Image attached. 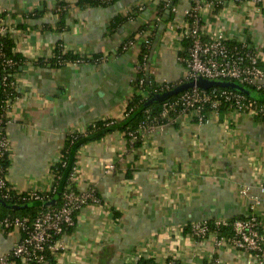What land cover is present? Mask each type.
I'll list each match as a JSON object with an SVG mask.
<instances>
[{
	"label": "crops",
	"instance_id": "1",
	"mask_svg": "<svg viewBox=\"0 0 264 264\" xmlns=\"http://www.w3.org/2000/svg\"><path fill=\"white\" fill-rule=\"evenodd\" d=\"M195 1L177 0L172 6L173 0H115L91 6L77 0H0L13 51L23 57L13 73L6 125L12 189L48 191L52 165L60 160L69 132L86 134L97 120L119 122L134 94H147L135 83L138 71L155 83L182 78L187 48L179 25ZM201 4L205 38L220 31L231 42L262 50L264 87V3L223 0L212 10ZM59 44L83 59L49 66L44 60ZM143 46L148 52L140 59ZM254 91L264 105V92ZM141 141L134 146L114 129L74 152L71 185L81 193L93 188L99 202L83 205L74 225L54 241L55 264H141L145 259L161 264L171 257L180 264H258L252 253L228 242L216 246L211 235L193 238L189 227L195 221L243 217L257 198L264 235L259 190L264 122L236 110L209 112L201 123L176 116ZM108 164L115 167L106 172ZM245 187L251 197L241 194ZM55 195L41 206L55 204ZM20 237L17 228H0V253Z\"/></svg>",
	"mask_w": 264,
	"mask_h": 264
},
{
	"label": "built area",
	"instance_id": "2",
	"mask_svg": "<svg viewBox=\"0 0 264 264\" xmlns=\"http://www.w3.org/2000/svg\"><path fill=\"white\" fill-rule=\"evenodd\" d=\"M204 2L207 9L212 10L223 0H196L190 8L183 11V21L179 25L181 40H188L187 52L183 58L184 74L182 78L175 82L161 81L155 83L154 91L167 90L183 81H192L199 78L208 80L233 79L240 84L246 85L254 90H262L263 71L259 64L262 59V50L253 44L246 42H228L226 36L217 31L209 38H205L201 31L202 4ZM236 2L251 1L256 4H263L264 0H233ZM172 10L175 11L173 8ZM8 33L6 18L0 14V44L4 36ZM146 43L148 40L145 41ZM0 62L3 67V76L0 79L4 89L14 85V80L9 81L8 66L14 64L12 58H6L0 47ZM151 84V81L140 79L138 88L147 91L143 87L144 82ZM245 93L232 89H210L205 90L194 85L176 95L162 100L159 108L153 114H148L134 131H128L127 137L135 140L141 139L146 133L163 125V120L169 119L170 115L190 116L197 122L206 120L204 110L209 108L217 113L222 102L227 103L229 111H247L252 114L257 113V109L263 110V106L257 108ZM254 100V99H253ZM10 101L5 100L0 112V158L10 156V146L6 136V125L10 121ZM60 160L53 163L52 168L59 164ZM113 164L106 166V172L114 169ZM52 169V171H53ZM69 176L65 189L60 192L61 203L58 206L47 207L38 211L33 218L28 216H6L0 218V228H17L21 237L12 249L6 253H0V264H41L44 261L46 249H51L54 241L75 222V213L88 202H99L93 188L86 192H78L71 185ZM7 173L0 168V187L6 185ZM53 171V181H58ZM52 191H56L58 186H51ZM49 189V190H50ZM259 190L264 193V179L259 184ZM242 195L251 197L248 188L240 189ZM18 193V192H16ZM24 200H40L41 192L30 191L28 193H18ZM257 198H253V203L248 205L245 216L240 218H218L209 221H195L189 227L190 236L203 239L208 235L213 236L216 246L228 242L233 247L243 252L252 253L258 264H264V235L260 230L259 218L256 205ZM221 228H229L230 235L219 232ZM218 262V261H217ZM216 260L212 264L217 263ZM159 264V263H155ZM161 264H180L175 258H167Z\"/></svg>",
	"mask_w": 264,
	"mask_h": 264
},
{
	"label": "trees",
	"instance_id": "3",
	"mask_svg": "<svg viewBox=\"0 0 264 264\" xmlns=\"http://www.w3.org/2000/svg\"><path fill=\"white\" fill-rule=\"evenodd\" d=\"M112 1H115V0H77V4L78 5H86L87 4V5L94 6V5H98V4L99 5L100 4H108ZM176 1L177 0H173L172 6H174ZM59 5L63 7L64 3H59ZM62 12H63V10H62ZM63 13L61 14V16H63ZM59 24H61V22ZM182 42L184 43L183 45L187 48L188 40H182ZM228 42L233 43V41L231 42L229 40H228ZM126 44H127V42H126ZM0 47H1V50L4 54V56L6 58H12L14 61V64H12L11 66H8V69H7V73L10 74L8 77V80L13 81L14 80L13 73L15 71H17L19 65L22 64L23 57L18 52L13 51V41L9 37L8 33L2 39ZM147 52H148L147 46H143L140 59H142L143 56L145 54H147ZM79 59H83V56H80L76 53H72L71 51H68V50L62 51V46L59 44V45L55 46L52 55L49 58L45 59L44 62H47L46 64H48L49 66L57 67L60 65H64L65 63H69L71 61H75V60H79ZM40 60H42V59H40ZM183 65H184V63H183ZM3 73H4L3 67H2L1 62H0V75L3 76ZM140 79L148 80L145 78V75L143 74V72L141 70L138 71V76H137V79L135 81L137 86H138V81ZM202 79H204V78H202ZM149 80L151 81V84H149L148 81L144 82V84H143V87H145V89H147V91H148L147 94L146 95H141L138 93L134 94L133 98L126 105L125 117L121 121L114 122L112 120H97L96 122H94L93 124H91L87 127L86 134H82L79 132H69L68 133V135L66 136V140H65L63 149H62L61 154H60L61 162L59 164H57L53 169L55 175L59 176L58 181H53V186H56V185L58 186V183L61 180H63L64 181L63 189H65V186H66L67 182L69 181V176H70L71 172L73 171V160H74L73 154L78 149V147H80L83 143L90 141V140L100 138L104 134H106V133H108L114 129H119L120 131L123 132V134L125 136H127L126 134L128 131L136 130L138 125L143 120H145V118L147 117L148 114L155 113V111L159 108L162 100L149 102V100L151 99V97L154 94L165 93L167 91L174 89L175 87H177L181 84H186V83L190 82V81H183L182 83H180L178 85L172 86L170 89L154 91L155 82L151 78H149ZM206 80H208V79H206ZM212 81L220 82V84L219 85L213 84L211 86H208V87H205L202 89H205V90H210L213 88H216L218 90H220V89H232V90H235L237 92L243 93V89L247 87L246 85L240 84L233 79H218V80H212ZM222 83H226V85H222ZM187 88H189V87H186L185 89H187ZM185 89H183V90H185ZM183 90H180L175 94H170V95L166 96L165 98L176 95ZM13 95H14L13 85L11 87H9L8 89H4V86L2 85V82L0 79V112L2 111L4 101L5 100H7V101L12 100ZM250 100L254 102L255 107H257V108L263 106L262 111L257 109V113L255 114V116L264 122V105L260 102L253 100V99H250ZM229 109H230V107L227 105V103L222 102L221 105L218 107L217 113L227 112V111H229ZM210 111L211 110L209 108H206L204 110L206 118H207V115ZM174 117H175V115H170L169 118H174ZM166 120H163V122H165ZM141 142H142L141 138L138 137L137 139L133 140L132 143L135 146V145H139V143H141ZM9 161H10V158L8 155L4 156L3 158H0V168L2 167L6 173L8 170ZM55 193H56V191H52L50 189L46 192H41L42 198L40 200H29V201L24 200V199H22V196L18 195V193H16V191L14 189H12V187L8 183V180H6V185L4 187H0V218L6 217V216H10V217L28 216L29 218H33L38 211L47 208L43 205L41 206L40 202L45 203L49 200L50 201L53 200ZM33 202H37L39 204H36L33 206L29 205V204H32ZM60 203H61V199L59 198L55 204H53L49 207L58 206V205H60ZM27 204L29 206H27ZM21 206H25V207H21ZM209 223H212V221L211 222L209 221ZM10 229H12V228H9L8 230H10ZM219 232H222L225 235L231 234V231L229 228H221ZM41 264H55L54 257H53L51 250L46 249V251L44 253V261ZM141 264H154V263L151 262L150 260L145 259L141 262Z\"/></svg>",
	"mask_w": 264,
	"mask_h": 264
},
{
	"label": "water",
	"instance_id": "4",
	"mask_svg": "<svg viewBox=\"0 0 264 264\" xmlns=\"http://www.w3.org/2000/svg\"><path fill=\"white\" fill-rule=\"evenodd\" d=\"M213 84L219 85L220 82L212 81V80L210 81V80L199 78L197 80H192L189 83L181 84V85L175 87L174 89H172L170 91H167L165 93L154 94L151 97V99L149 100V102L150 101L163 100L166 96H168L170 94H175L178 91L185 89L186 87H192V86L196 85V86H198L200 88H205V87L211 86ZM222 85H226V83H222ZM243 93H245L248 97L254 99L257 102L260 101V99H259V95L260 94L258 92H256V91H254L252 88H249V87L244 88L243 89ZM61 190H62V186L59 185V187L57 189V192H56V195H55V199L58 198V196L60 195ZM25 206H21V207H25ZM27 206H28V204H27Z\"/></svg>",
	"mask_w": 264,
	"mask_h": 264
}]
</instances>
